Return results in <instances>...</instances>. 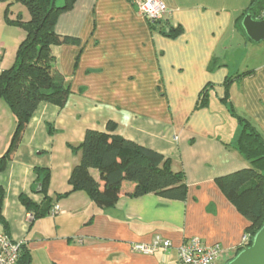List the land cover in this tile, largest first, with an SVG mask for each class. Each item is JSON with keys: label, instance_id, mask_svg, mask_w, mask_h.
<instances>
[{"label": "crops", "instance_id": "0c3cea01", "mask_svg": "<svg viewBox=\"0 0 264 264\" xmlns=\"http://www.w3.org/2000/svg\"><path fill=\"white\" fill-rule=\"evenodd\" d=\"M161 1L167 13L155 29L127 0H77L59 16L56 33L79 41L52 49L70 95L63 108L37 106L0 172V235L24 247L27 264H178L177 248L190 238L220 246L215 264L238 253L249 223L216 179L249 167L233 146L236 116L264 139V41L250 42L240 27L251 0ZM171 28L174 38L166 36ZM0 50L1 72L15 51L7 60L2 43ZM108 123L114 135L170 161L183 175L184 200L132 197L134 184L124 183L115 204L99 209L85 192L71 191L69 176L81 159L72 148ZM14 130L0 100V157ZM35 168L48 169L46 195L59 211L32 221L19 196L45 202L39 188L32 193ZM90 175L99 180L96 170ZM155 236L170 249L134 251Z\"/></svg>", "mask_w": 264, "mask_h": 264}, {"label": "trees", "instance_id": "16d2710c", "mask_svg": "<svg viewBox=\"0 0 264 264\" xmlns=\"http://www.w3.org/2000/svg\"><path fill=\"white\" fill-rule=\"evenodd\" d=\"M14 1L26 8L29 19L24 21L20 16L12 19L8 10L10 4L7 5L4 22L21 28L25 36L16 48L12 65L0 72V100L15 119V130L9 146L0 157V172L4 170L6 162L13 158L37 106L48 103L63 108L66 104L70 95L69 85L56 64L52 49L79 43L76 38L61 36L55 31L59 16L72 10L77 0ZM247 13L256 20L263 19L264 0H251L242 18ZM157 24L149 25L155 29ZM166 36L174 38L176 31L171 28ZM205 101L206 94H202L200 106ZM228 109L235 115L231 106ZM236 121L240 131L233 146L249 167L218 178L216 183L225 197L248 220L246 234L249 236V246L252 237L264 225V139L245 119L236 116ZM115 129V124L108 123L106 132L88 130L82 143L72 148L81 153V159L69 176L71 191L85 192L99 209L110 208L115 204L124 183L134 184L132 192L128 194L132 197L154 193L169 199L184 200L186 188L183 175L171 171L170 161L114 135ZM90 170L99 173L98 181L90 175ZM34 174L36 180L32 184V193L39 188V193L45 196V202L37 206L26 195L19 196L20 203L32 221L49 215L53 208L52 200L46 195L48 169L35 168ZM2 199L3 190L0 187V209ZM0 225L6 228L1 215ZM241 250L239 248L238 252ZM28 260L29 254L21 246L18 261L27 264Z\"/></svg>", "mask_w": 264, "mask_h": 264}, {"label": "built area", "instance_id": "2783aa9c", "mask_svg": "<svg viewBox=\"0 0 264 264\" xmlns=\"http://www.w3.org/2000/svg\"><path fill=\"white\" fill-rule=\"evenodd\" d=\"M136 7L137 12L150 25H154L163 19L167 13L161 0H127ZM59 208L53 206L50 215L58 214ZM249 236L242 237L239 248L248 247ZM169 241L155 236L149 245H135L134 251L143 254H151L156 250H169ZM21 244L13 243L8 236L0 235V264H16L20 255ZM219 245L206 246L198 238H190L177 248L178 264H215L222 255Z\"/></svg>", "mask_w": 264, "mask_h": 264}, {"label": "water", "instance_id": "95a60500", "mask_svg": "<svg viewBox=\"0 0 264 264\" xmlns=\"http://www.w3.org/2000/svg\"><path fill=\"white\" fill-rule=\"evenodd\" d=\"M240 25L250 42L258 44L264 41V18L256 20L247 13ZM225 264H264V225L252 237L251 244Z\"/></svg>", "mask_w": 264, "mask_h": 264}, {"label": "rangeland", "instance_id": "374dc122", "mask_svg": "<svg viewBox=\"0 0 264 264\" xmlns=\"http://www.w3.org/2000/svg\"><path fill=\"white\" fill-rule=\"evenodd\" d=\"M9 4L8 10L12 19H15L17 16H20L24 21L29 19V14L23 5L16 3L14 0H0V43L4 46L7 60L14 57L17 41L23 39L25 36L21 28L8 25L4 22V12Z\"/></svg>", "mask_w": 264, "mask_h": 264}]
</instances>
